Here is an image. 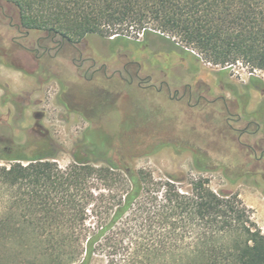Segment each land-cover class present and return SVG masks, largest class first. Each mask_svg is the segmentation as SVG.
Segmentation results:
<instances>
[{"label": "trees", "instance_id": "trees-1", "mask_svg": "<svg viewBox=\"0 0 264 264\" xmlns=\"http://www.w3.org/2000/svg\"><path fill=\"white\" fill-rule=\"evenodd\" d=\"M5 1L25 31L50 38L157 34L214 66L264 71V0ZM118 139L112 154L115 138L90 131L65 169L30 141L0 148V264H264V234L239 196L204 177L156 178L134 164L151 145ZM208 160L193 152L198 172Z\"/></svg>", "mask_w": 264, "mask_h": 264}, {"label": "rangeland", "instance_id": "rangeland-1", "mask_svg": "<svg viewBox=\"0 0 264 264\" xmlns=\"http://www.w3.org/2000/svg\"><path fill=\"white\" fill-rule=\"evenodd\" d=\"M0 8L4 13L0 12V52L8 54L10 65L0 67V99L7 93L17 103L0 107L4 116L0 129L9 124L10 139L18 143L33 141V150L54 155L62 169L74 162L76 144L92 130L115 138L112 154L118 148L117 138L142 139L151 149L135 152L140 155L134 159L136 168L147 169L156 178L174 175L208 179L214 192L239 196L264 234V158L259 159L260 148L253 153L245 145L255 146L260 136L264 139V71L252 70L242 62L214 66L195 51L184 55L182 45L165 43V38L154 42L153 59V54L136 41L143 40L142 34L119 43L118 59L106 44L107 39L96 35L84 38L82 46L88 48L85 57L108 64V73L102 70L92 81V71L85 76L92 63L78 72L68 49L55 62H44L37 69L30 56L13 45V38L20 35L10 27L19 24L17 9L5 0H0ZM45 35L30 32L29 39L18 41L30 47ZM13 53L18 54L17 60H12ZM130 61L135 64L125 69ZM12 62L22 70L12 68ZM137 74L141 78L153 76L158 86L164 81L163 91L140 88ZM252 78L255 80L249 86ZM189 83L206 98H171L167 84L174 95L175 90ZM60 101L67 104L68 110ZM18 110L22 112L19 118ZM249 122L259 123V135L241 139V131ZM261 143L264 148V141ZM194 151L208 157L207 170L195 169ZM181 187L186 189L187 183Z\"/></svg>", "mask_w": 264, "mask_h": 264}, {"label": "flooded vegetation", "instance_id": "flooded-vegetation-1", "mask_svg": "<svg viewBox=\"0 0 264 264\" xmlns=\"http://www.w3.org/2000/svg\"><path fill=\"white\" fill-rule=\"evenodd\" d=\"M0 12L4 15L3 10L0 8ZM11 29H15L16 32L18 34H20L18 37H14L12 42L13 45H15V47H17V49H21L24 52H26L30 58L32 59V61L34 63H36V67L37 69L42 68V64L44 62H48V63H53L55 62L60 55H62V53L68 49L71 50V52L73 53L74 57L71 58V62L73 63V65L77 68V71L80 72V70L87 64L92 63L88 70L86 71L85 76H87L91 71V78L90 81H92L102 70L107 74V66L108 64L106 63H100L99 60H97V58H94L92 56H86V53L88 52V48L85 46H82V40L80 42H72L69 39H65V38H59L58 36H54L50 38V35H45L44 37H40L38 38L35 42H33V45L30 47H26L24 46L20 41H18V39L20 40H27L30 37V32L29 31H25L21 25L20 22L17 25H13L10 24ZM157 39H164L161 38L160 36H143V40H136L138 41V43H140L139 45L150 52V57H152L153 59H155L154 56V42H156ZM167 40V39H166ZM122 41H126V40H112V39H107L106 44L110 45L112 47L111 52L114 56V58L118 57V45L119 43H121ZM158 42V41H157ZM169 40L165 41V43H168ZM184 55L185 52L183 51ZM76 54H79L80 57L79 59L76 57ZM14 57H11L12 60H17L18 58H16L15 56L18 55L17 53H13ZM6 56H8L7 53L5 52H0V67L1 66H5V67H9V62L7 61ZM9 58V57H8ZM20 59V57H19ZM118 59V58H117ZM79 62V64L77 63ZM15 63V62H14ZM147 63V62H145ZM99 64V67H98ZM131 64H135V62H127L124 67L125 69L131 65ZM139 64V63H138ZM12 68H16L18 70H22V68H20V66H16L13 64L12 62ZM139 67H142V64H139ZM139 68V69H140ZM114 72H118V70L114 71ZM138 78L141 80V82L139 83V87L140 88H154L156 91L158 92H162L164 89V81L161 82V84L158 86L156 83H153V76L149 75L148 77H144L141 78L139 74H137ZM86 79V78H85ZM255 79H250L248 85H252V82H254ZM134 81V78H132V82ZM169 90L171 91V98L175 99V100H181L183 99L185 96L189 95L190 98L192 99L194 96H198L199 99L202 98H206V96L204 95V93H201L200 89H198V87H194V85L192 84H187L182 86L183 88L181 90H175V94H172V89L171 87L167 84ZM63 88V87H62ZM61 92V91H60ZM10 96L5 93L4 95H2L1 99H0V107L2 108H8L9 104H17L15 101L10 100L9 99ZM223 99V98H222ZM16 101H19L18 99ZM63 108L67 109V104L63 103L62 101H60ZM68 110V109H67ZM1 113V112H0ZM9 113V111L7 110V114ZM22 112L18 110V118L19 115H21ZM1 119H4V116L0 114V121ZM8 119V118H6ZM233 119V118H230ZM2 125V124H1ZM255 126V130H252L251 128ZM11 126L9 124H7V127H1V130H5L6 133L4 132H0V148L4 149V150H13V148H15L16 146H18L19 144H24V143H18L17 140H12L10 139V135L9 132H11ZM260 125L259 123H254V122H249L248 125L245 127V129H243L241 131V139H246L249 140L250 138H255L259 135V129ZM262 141H264L263 137H257V143L255 144V146H251L248 143H245V145L247 147H249V149L251 151L257 152V150L259 149L261 152V158L259 159H263L264 158V148H263V143H261ZM31 143H33V141H30ZM7 143V146H5V144ZM9 145V146H8ZM38 151V150H36Z\"/></svg>", "mask_w": 264, "mask_h": 264}]
</instances>
